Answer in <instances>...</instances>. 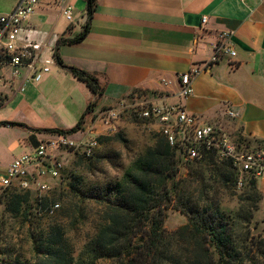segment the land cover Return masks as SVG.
Masks as SVG:
<instances>
[{"label":"crops","instance_id":"0c3cea01","mask_svg":"<svg viewBox=\"0 0 264 264\" xmlns=\"http://www.w3.org/2000/svg\"><path fill=\"white\" fill-rule=\"evenodd\" d=\"M19 1L0 0V15L11 12ZM72 3L75 27L54 0H39L19 35L20 47L41 45L38 65L50 62V72L39 83L29 81L26 67L14 78L9 56L0 49V123L24 125L0 126V180L17 158L59 135L41 130L72 129L92 100L88 87L54 61L59 40L79 36L85 26V39L62 45L60 55L67 66L98 75L105 94L96 113L144 100L184 104L205 122L264 146V0H97L91 19L85 0ZM203 17L208 18L206 24ZM223 32L231 34L236 56L222 55L193 79L194 93L181 98L179 75L203 67ZM228 107L240 115L235 122L226 114ZM124 112L133 110L120 115ZM92 122L89 117L85 129L72 135L74 140L87 137L85 130ZM153 125L160 132V125ZM96 129V135H104L100 123ZM258 187L263 199L257 218H263L264 182L258 181ZM2 191L0 187V195Z\"/></svg>","mask_w":264,"mask_h":264},{"label":"trees","instance_id":"16d2710c","mask_svg":"<svg viewBox=\"0 0 264 264\" xmlns=\"http://www.w3.org/2000/svg\"><path fill=\"white\" fill-rule=\"evenodd\" d=\"M85 2L91 19L97 0ZM87 33L85 26L79 36L59 40L54 61L88 87L92 100L72 129L43 132L75 135L85 129L89 117L94 119L96 115L105 94L98 75L67 66L60 55L62 45L78 44ZM0 126L24 125L1 122ZM98 141L99 147L92 157L74 156L81 162L105 159L98 151L110 142V136L101 135ZM180 158L178 149L158 132L154 142L144 148L120 178L89 183L76 172L64 171L61 181L66 184L71 201L73 198L76 203H92L99 208L95 233L78 257L70 251L57 224L50 230L31 234L37 257L31 264H264V235L257 233L260 223L255 220L263 199L258 181L246 177L238 209L229 210L211 197L218 195L216 183L225 190L237 186L239 176L231 162L207 151L205 158L193 163L184 176ZM200 187L203 190L198 191ZM173 203L188 222L181 229L168 232L166 214ZM54 204L40 193L17 187L3 190L0 195L4 213L24 225L53 216L49 210ZM19 261L8 263L0 259V264H28Z\"/></svg>","mask_w":264,"mask_h":264},{"label":"built area","instance_id":"2783aa9c","mask_svg":"<svg viewBox=\"0 0 264 264\" xmlns=\"http://www.w3.org/2000/svg\"><path fill=\"white\" fill-rule=\"evenodd\" d=\"M61 9L65 20L72 26L75 22V6L72 0H54ZM245 2L247 0H240ZM39 6V0H20L17 6L6 14L0 15V49L9 56V64L14 78L18 77L24 67L29 70V81L39 83L50 72V62L38 65V51L41 45L33 44L20 47L18 38L23 27L30 21ZM207 17L202 23L206 24ZM231 34L223 32L219 42L213 45L214 55L203 67L193 68L179 75V96L187 99L193 93V79L207 71L221 60L222 55L235 57L236 51L230 44ZM1 81V79H0ZM164 85L170 81L162 80ZM24 91V88H21ZM131 108L139 119L160 125V133L181 153L187 163H198L205 158L207 151H214L220 160H229L238 174L237 187L242 189L245 178L264 182V146L254 144L242 133H230L224 126L205 122L202 117L187 111L184 104L158 105L149 101L135 102L131 106L121 104L117 109H101L96 113L92 124L86 128L87 137L74 140L68 135H57L53 139L42 141L30 153L17 158L9 167L8 175L0 180V187L6 190L17 187L44 193L50 190L49 179H61L65 171V155L92 157L99 147L96 135V123L105 131L113 132L120 119V111ZM226 114L232 121L239 118V113L228 107ZM88 135H91L88 137ZM60 204H54L49 214L54 215Z\"/></svg>","mask_w":264,"mask_h":264},{"label":"rangeland","instance_id":"374dc122","mask_svg":"<svg viewBox=\"0 0 264 264\" xmlns=\"http://www.w3.org/2000/svg\"><path fill=\"white\" fill-rule=\"evenodd\" d=\"M157 132L158 128L152 122L139 119L135 112H124L116 123L113 132L104 131V135L110 136V142H106L98 154L105 155V159L81 162L73 154L65 155L63 159L65 173L76 172L89 183L120 178L125 169L133 164L144 148L154 142ZM69 137L74 139L72 135ZM193 165V163L184 162L180 158L182 175L186 176L189 168ZM48 182L50 190L42 193V195L49 198L53 203L60 204V208L51 217H45L43 220L36 219L34 220L35 223L27 222L24 225L18 219L11 218L4 213V208L0 205V259H4L8 263H15L17 260L28 262V264L34 263L37 257L35 256L31 234L37 235L42 230H50L53 224L62 228L70 251H73L76 257L82 253L87 240L93 237L99 208L92 203H76L73 198L71 201L68 197L67 186L62 183L61 179H49ZM214 189L218 192L216 197L213 195L211 197L214 202L220 201L222 206L229 210L238 209V197L241 190L237 186L231 190H225L222 185L216 183ZM201 190L203 188L200 187L198 191ZM36 196L33 194V198ZM175 207L174 203L171 204L166 214L165 229L168 232L181 229L188 222L187 216ZM263 218H257L256 214L255 220L260 223L257 233L262 235H264Z\"/></svg>","mask_w":264,"mask_h":264}]
</instances>
